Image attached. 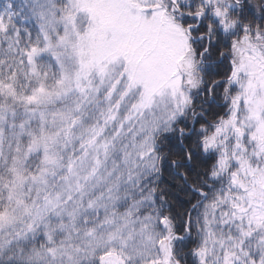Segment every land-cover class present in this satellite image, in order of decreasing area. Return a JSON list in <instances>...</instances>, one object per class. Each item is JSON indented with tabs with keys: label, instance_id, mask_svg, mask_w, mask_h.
<instances>
[{
	"label": "snow or ice",
	"instance_id": "obj_1",
	"mask_svg": "<svg viewBox=\"0 0 264 264\" xmlns=\"http://www.w3.org/2000/svg\"><path fill=\"white\" fill-rule=\"evenodd\" d=\"M0 264H264V0H0Z\"/></svg>",
	"mask_w": 264,
	"mask_h": 264
}]
</instances>
